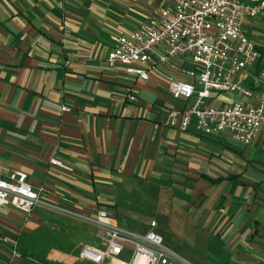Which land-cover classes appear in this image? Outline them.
<instances>
[{
	"label": "crops",
	"instance_id": "crops-1",
	"mask_svg": "<svg viewBox=\"0 0 264 264\" xmlns=\"http://www.w3.org/2000/svg\"><path fill=\"white\" fill-rule=\"evenodd\" d=\"M162 4L0 0V172L24 171L54 206L111 216L139 180L150 181V220L167 247L191 264H264V124L248 144L226 130L204 134L193 117L179 130L166 124V113L183 100L170 97L162 76L141 79L105 62L111 37L126 35ZM247 37L258 52L244 69L251 94L210 91L208 103H253L264 90V10ZM44 210L53 211L35 207L24 219L0 206V264H76L81 245L96 244L97 228L75 218L86 229L69 237L76 252L27 235L44 226Z\"/></svg>",
	"mask_w": 264,
	"mask_h": 264
},
{
	"label": "built area",
	"instance_id": "built-area-1",
	"mask_svg": "<svg viewBox=\"0 0 264 264\" xmlns=\"http://www.w3.org/2000/svg\"><path fill=\"white\" fill-rule=\"evenodd\" d=\"M263 10V0H163L145 22L111 37L105 62L141 79L149 73L163 77L170 97L183 100L167 110V125L184 130L193 117L204 134L226 130L236 142L248 144L264 124V90L253 103L214 105L207 99L210 91L251 94L243 84L244 69L258 52L247 26ZM182 59L188 63H177ZM129 91L128 100H135L134 90ZM49 163L64 168L55 158ZM42 190L22 170L0 172V206H13L24 219L35 207L50 209L97 228L96 244L81 245L80 259L91 264H191L163 244L155 220L137 232L118 225L104 209L82 214L54 206L41 197Z\"/></svg>",
	"mask_w": 264,
	"mask_h": 264
},
{
	"label": "rangeland",
	"instance_id": "rangeland-1",
	"mask_svg": "<svg viewBox=\"0 0 264 264\" xmlns=\"http://www.w3.org/2000/svg\"><path fill=\"white\" fill-rule=\"evenodd\" d=\"M139 182L140 186L136 189L137 193L135 191L131 193L126 203L123 204V209L118 211L119 208L116 207L117 211L111 212L118 225L137 232L142 231L139 229H144L146 222L154 216L152 209L155 207L152 203L156 199V188L152 187V190L149 187L147 190L145 188V186H147L146 184L149 183L153 185V183L145 180H139ZM158 194H160V191H158ZM72 219L73 218H71V220ZM74 220L75 219H73L71 223H76ZM76 224L81 226L78 222ZM95 240L92 237L91 242L96 243Z\"/></svg>",
	"mask_w": 264,
	"mask_h": 264
},
{
	"label": "trees",
	"instance_id": "trees-1",
	"mask_svg": "<svg viewBox=\"0 0 264 264\" xmlns=\"http://www.w3.org/2000/svg\"><path fill=\"white\" fill-rule=\"evenodd\" d=\"M40 217L44 220V226L28 231L26 234L44 243L53 245L61 251L76 252L75 245L69 241V237H73L74 233L84 229V224L81 226L71 223L72 220L68 216L62 215L54 211L44 210L39 212ZM23 233H20V236ZM95 238V237H94ZM76 264H88L83 260H78Z\"/></svg>",
	"mask_w": 264,
	"mask_h": 264
}]
</instances>
